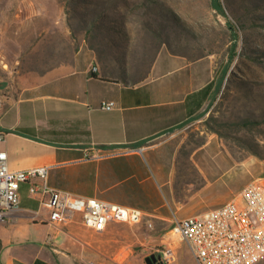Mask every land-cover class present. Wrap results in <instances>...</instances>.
<instances>
[{
  "label": "crops",
  "instance_id": "0c3cea01",
  "mask_svg": "<svg viewBox=\"0 0 264 264\" xmlns=\"http://www.w3.org/2000/svg\"><path fill=\"white\" fill-rule=\"evenodd\" d=\"M27 21L12 17L8 38ZM11 50L8 81L0 86V150L8 167L48 165L49 187L139 208L151 226L108 221L96 232L74 212L55 227L49 207L22 181L18 208L0 221V264H146L154 244L173 252L171 262L159 264H197L172 232L184 217L178 214L219 205L213 199L234 180L215 155L205 160L209 174L202 167L205 143L183 152L184 129L204 115L217 87L210 61L161 47L141 77L124 80L103 73L84 43L63 47L56 40L52 50ZM22 51L36 56L25 59ZM107 100L114 106L101 109Z\"/></svg>",
  "mask_w": 264,
  "mask_h": 264
},
{
  "label": "rangeland",
  "instance_id": "374dc122",
  "mask_svg": "<svg viewBox=\"0 0 264 264\" xmlns=\"http://www.w3.org/2000/svg\"><path fill=\"white\" fill-rule=\"evenodd\" d=\"M16 14L28 21L8 38ZM56 40L63 47L86 44L103 73L124 80L141 77L161 47L210 61L217 87L204 115L184 129L183 152L205 143L199 156L206 172L215 155L231 173L234 180L214 205L248 180H264V0H0V86L8 81L12 48L52 50ZM24 51L18 56H36ZM163 247L154 244L146 255Z\"/></svg>",
  "mask_w": 264,
  "mask_h": 264
},
{
  "label": "built area",
  "instance_id": "2783aa9c",
  "mask_svg": "<svg viewBox=\"0 0 264 264\" xmlns=\"http://www.w3.org/2000/svg\"><path fill=\"white\" fill-rule=\"evenodd\" d=\"M113 106V100L99 105L105 110ZM1 112L0 94V116ZM3 138L4 132L0 131V140ZM48 168V165H38L10 169L5 150H0V221L18 208L19 184L27 181L29 193L49 207L48 222L55 227L70 222L74 212H79L83 224L96 232L102 231L108 221H146L151 226L139 208L49 187L44 182ZM172 232L186 242L197 264L256 263L264 258V180L250 179L225 202L202 213L182 217ZM157 255L166 263L173 258L171 247H163Z\"/></svg>",
  "mask_w": 264,
  "mask_h": 264
},
{
  "label": "water",
  "instance_id": "95a60500",
  "mask_svg": "<svg viewBox=\"0 0 264 264\" xmlns=\"http://www.w3.org/2000/svg\"><path fill=\"white\" fill-rule=\"evenodd\" d=\"M144 259L146 264H159V255H155L153 252L146 255Z\"/></svg>",
  "mask_w": 264,
  "mask_h": 264
},
{
  "label": "trees",
  "instance_id": "16d2710c",
  "mask_svg": "<svg viewBox=\"0 0 264 264\" xmlns=\"http://www.w3.org/2000/svg\"><path fill=\"white\" fill-rule=\"evenodd\" d=\"M230 29L235 32V29L231 24H230ZM235 54H236V50H233V52L231 54V58H233Z\"/></svg>",
  "mask_w": 264,
  "mask_h": 264
},
{
  "label": "flooded vegetation",
  "instance_id": "af4514ba",
  "mask_svg": "<svg viewBox=\"0 0 264 264\" xmlns=\"http://www.w3.org/2000/svg\"><path fill=\"white\" fill-rule=\"evenodd\" d=\"M155 255H157V254H155ZM158 261V260H157Z\"/></svg>",
  "mask_w": 264,
  "mask_h": 264
}]
</instances>
